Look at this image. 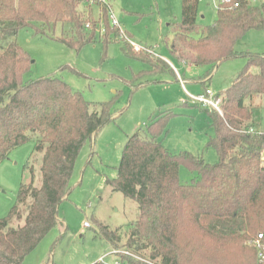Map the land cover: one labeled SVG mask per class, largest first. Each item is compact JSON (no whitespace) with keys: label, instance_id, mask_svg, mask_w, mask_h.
Returning a JSON list of instances; mask_svg holds the SVG:
<instances>
[{"label":"trees","instance_id":"1","mask_svg":"<svg viewBox=\"0 0 264 264\" xmlns=\"http://www.w3.org/2000/svg\"><path fill=\"white\" fill-rule=\"evenodd\" d=\"M235 1L239 7L218 9L214 24L199 31L197 0H181V21L172 26L174 41L169 50L173 58H184L179 44H186L191 51L190 65L208 67L203 80L221 62L240 56L246 59L232 84L216 94L222 98V114L206 110L214 132L206 147L215 150L218 163L208 164L189 152L168 151L159 137L167 131L172 114L158 112L145 129L128 138L116 177L106 182L138 206L127 246L147 248L150 255L139 257L143 261L119 255L128 264H225L220 256L238 246L247 233L264 234V132L258 129L259 108L251 103L264 94V54L234 49L247 31L264 30V5ZM81 5V0H0V163L30 140L35 142L30 160L41 155L40 185H34L29 160V177L18 190L16 204L0 219V264H21L59 223L58 208L70 192L81 149L115 113V101L87 102L57 78L23 80L30 60L17 46L19 30L68 25L76 37L59 41L79 50L93 42L97 30L91 9L79 10ZM104 29V43L110 35H118L105 14ZM127 46L125 56L147 64L146 73H174L161 58ZM181 168L194 176L183 182ZM99 229L101 237L115 247L120 240L117 230ZM189 229L200 238L183 243ZM246 247L230 264H255V251ZM199 251L205 253L203 262L193 259Z\"/></svg>","mask_w":264,"mask_h":264},{"label":"rangeland","instance_id":"2","mask_svg":"<svg viewBox=\"0 0 264 264\" xmlns=\"http://www.w3.org/2000/svg\"><path fill=\"white\" fill-rule=\"evenodd\" d=\"M109 4L119 28H115L118 35H110L108 43H104L103 35L99 36L98 28L92 43L79 50L69 48L59 39H73L76 35L68 25L59 23L30 26L17 34V46L30 60L24 81L53 77L66 83L87 102L115 101L112 120L83 146L76 159L70 192L58 208L59 223L21 264H95L99 261L114 264L113 250L127 251L134 259H146L150 255L147 248L136 249L137 245H133L129 249L127 246L130 229L138 219L136 202L124 198L106 182L116 177L128 138L145 129L150 118L158 112L172 114L167 131L159 137L168 151L176 154L189 152L202 157L208 164L218 163L215 150L206 147L214 134L206 110H212L191 96L203 95L206 91L215 95L228 88L246 66L244 56L217 64L212 78L203 86L201 78L208 67H187L191 51L186 44H179L186 60L173 58L169 53L174 41L172 26L181 21V0H110ZM217 7L216 0L198 2L196 27L199 31L214 24ZM79 8L88 11L84 5ZM102 12L100 7H91L97 24ZM110 28L114 27L110 24ZM120 31L139 47V51L131 47L135 52L145 51L154 59L168 57L180 78L170 72L146 73L149 70L147 64L125 56L123 49L126 50L129 43L120 38ZM193 37H198L196 32ZM234 49L243 54L263 55L264 30L247 31ZM252 70L257 71L256 68ZM139 75L141 77H136ZM251 103L259 108L258 129L264 132V94L258 95ZM34 145V140L26 142L13 149L0 163V219L6 217L16 204L18 190L29 177L26 164L34 155ZM40 158L41 155L37 154L29 162L35 173V186L40 185ZM193 176L181 168L183 182ZM100 226L117 230L120 240L115 247L101 237ZM193 231L186 232L188 235L183 243H194L200 238L199 233ZM253 236L255 234L247 233L239 245L225 252V257L220 256L223 261H219L235 263L239 253L247 251V241ZM200 251L193 258L195 262L204 261L205 253Z\"/></svg>","mask_w":264,"mask_h":264},{"label":"built area","instance_id":"3","mask_svg":"<svg viewBox=\"0 0 264 264\" xmlns=\"http://www.w3.org/2000/svg\"><path fill=\"white\" fill-rule=\"evenodd\" d=\"M82 5L85 6L86 9H91L93 6L100 7L103 12L100 15L99 24H97V29L99 28V36L101 37L105 30H104V20H101L102 17L104 19V14L106 15V18L108 19V22L114 27L119 28V23L116 20V17L112 11V8L109 4L110 0H81ZM200 0H197L199 2ZM218 2V9H222L223 7H227L229 9L237 8L239 7V2L235 0H216ZM246 4L251 6H262L264 5V0H244ZM102 16V17H101ZM103 24V25H102ZM86 28H89V24H86ZM120 38L125 40L129 43V45L136 51H139V47H137L133 42L129 41L128 38L124 33L121 31L119 32ZM192 99H194L196 102L200 103L204 107H208L211 110H214L218 112L219 114H222L221 108H222V98L216 97V94H212L211 92H207L203 95L199 96H191ZM252 131V130H251ZM261 165L264 167V154L261 156ZM87 226V224H85ZM247 246L252 248L255 251V264H264V234L258 233L255 237L249 239L247 241ZM112 254L115 255V262L114 264H128L127 262H124L119 257V254H124L127 256H130L129 252L127 251H112ZM136 259H140L139 257H135ZM103 262V261H101ZM147 264H160L157 262H151V261H144ZM104 263V262H103ZM105 264V263H104Z\"/></svg>","mask_w":264,"mask_h":264},{"label":"crops","instance_id":"4","mask_svg":"<svg viewBox=\"0 0 264 264\" xmlns=\"http://www.w3.org/2000/svg\"><path fill=\"white\" fill-rule=\"evenodd\" d=\"M169 53H170V51H169ZM159 56V55H158ZM170 56H172V54L170 53ZM164 62H166L168 65H170L171 66V68L173 69V71H174V75H176L177 77L179 76V73H178V71L176 70V67L174 66V65H172V63L170 62V60L168 59V57H162V56H159ZM173 57V56H172ZM177 60V59H176ZM177 62H178V60H177ZM181 62V61H180ZM179 65H181V67L185 70L186 69V67L183 65V64H179ZM190 66H193V65H188L187 67H190ZM251 71H253L252 70V68H251ZM214 72V71H213ZM213 74V73H212ZM175 76V77H176ZM179 78H180V76H179ZM212 78V75L211 76H209L208 78H206V79H202L203 81L201 82L202 83V85H203V83L205 84L207 81H210V79ZM181 80V79H180ZM232 84V83H231ZM227 89V88H226ZM225 89V90H226ZM225 90H223L222 92H224Z\"/></svg>","mask_w":264,"mask_h":264}]
</instances>
